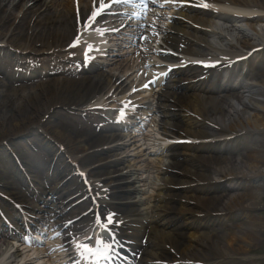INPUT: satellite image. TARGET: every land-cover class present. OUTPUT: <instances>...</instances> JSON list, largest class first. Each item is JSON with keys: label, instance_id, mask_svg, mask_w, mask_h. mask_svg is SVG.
<instances>
[{"label": "bare ground", "instance_id": "6f19581e", "mask_svg": "<svg viewBox=\"0 0 264 264\" xmlns=\"http://www.w3.org/2000/svg\"><path fill=\"white\" fill-rule=\"evenodd\" d=\"M64 1L0 0V38L8 35L4 33L6 29L11 30L10 41H15L21 35L15 26L16 19L11 21V14L5 15L7 6L14 4L16 10H23L21 19L27 22V34L21 38L33 41L41 50L63 45L77 31V27L80 30L85 26L86 19L95 9L94 2L98 8L101 0ZM199 1L218 5L227 3L246 9V14L237 17L249 32L241 29V40H238L237 46L230 42L229 48L222 50L210 41V37L221 35L216 29L214 12L199 5H191L196 0H179L172 6L176 9L177 17L164 28V47L160 46L158 54L167 57L166 53L174 50L186 57L191 56L190 59L195 56L204 58L209 54L202 53L199 48L209 46L224 55L223 63L226 65L217 66L221 72L236 68L239 64L237 58L248 55L253 49L260 53L264 51V28L257 30V23L262 22L259 26L264 25V0ZM58 3L62 9L53 10L52 7ZM75 4L81 7L79 14ZM256 12L258 16L250 15ZM78 16L81 18L80 24L77 23ZM259 65L258 75L264 76V62L260 61ZM101 67L97 64L87 72L67 66H59L51 72L42 69L38 74L44 73L45 77L31 84L28 82L27 88L22 86L24 89H15L9 103L15 107L16 113L7 114L9 106H6V110L0 114V146L3 147L4 141L12 139V136H19L35 127L71 155H76L82 161H90L89 176L99 173L101 186L104 187L100 196H107L111 200L109 206L117 214L137 212L141 216L133 204L127 201L133 183L117 169L120 160L110 162L107 159L109 144L120 139L111 132L114 124L110 126L104 123L106 120L95 119L92 128L99 129L93 132L90 129L79 137L65 128L52 125L47 119V115L57 106L85 107L79 114L88 116L90 111L86 107L100 104L103 98L99 94L105 86L115 85V90H118L122 86L121 82L117 84L119 78L105 74L100 70ZM211 68L189 63L186 67L175 69L173 76L162 75L160 78L165 77L166 84L155 93V105H148V109L152 107L161 116L162 134L183 143L165 150L171 161L160 169L162 183L156 188L151 212L136 222L122 224L134 232H124L120 238L126 247L138 248L137 252L141 254L144 264H194L200 261L212 264L225 257H245L251 250L254 235L259 233L260 222L253 214L260 206L259 189L248 191L243 184L264 178V141H260L255 148L245 146L244 150L228 153L223 152V147L231 146L238 135L249 136L264 131V103L255 97L264 95V89L239 83L238 86L245 90L243 94H249L248 98H245L246 95L233 97L229 89L215 85L209 74ZM35 73L34 70L27 71V78ZM236 75L241 74L235 70L228 74L227 79L232 80ZM3 85L0 80V93L4 92ZM250 141L244 138V142ZM160 148L164 151L163 147L156 150ZM57 172V167L52 170L53 174ZM52 177L50 173L46 179L53 181ZM216 182L227 185L229 193L218 192ZM233 188L240 190L232 191ZM34 192L46 203L49 197L62 199L66 206L76 200L75 191L69 189L65 182L59 186L55 184L48 188H35ZM103 206L102 199L98 200V206L95 205L100 212ZM53 211L58 212L57 206ZM236 212L242 219L240 232H210L195 225L197 220L210 218L215 221ZM85 219L87 217L79 222V228L86 222ZM166 225L172 230L160 229ZM5 236L6 231L0 229V246L7 241Z\"/></svg>", "mask_w": 264, "mask_h": 264}, {"label": "rangeland", "instance_id": "374dc122", "mask_svg": "<svg viewBox=\"0 0 264 264\" xmlns=\"http://www.w3.org/2000/svg\"><path fill=\"white\" fill-rule=\"evenodd\" d=\"M169 2H171V0H167V4L171 6ZM160 3H165V0H157V4H151V3L148 4L146 11L143 7L144 13L142 15L141 13H139L138 19H136V16L133 13L132 16L128 14L118 15L117 19H120L119 23H121V18L125 17L127 18V22L132 21V24L129 25L130 27H128L127 29H123L121 33H119V36L109 37V42H110L109 44L113 48L111 55L115 57L113 58L114 60H110L109 58V61H107V63L105 64H103L102 61L95 62L97 64H103L104 67L103 69H105V72L108 75H113L115 77H118L120 81L123 83L122 87L118 91L114 92L113 93L114 95L111 98H109V100H107L106 99L107 96H105L104 97L105 101L106 100L107 101L101 104L100 108L92 109V111L89 112L88 116H82L78 114L81 113L79 111L77 113H73L70 112V110L68 109L67 110L61 109L59 108V106L55 107L47 115V119L49 118V121L52 125L59 126L62 129L65 128L66 130L73 132L76 136L77 135L81 136L82 134L88 132L90 129L91 131H93L92 124L94 123L95 119L98 118H100V120L103 118L107 119L108 116L113 118L114 113H117V110L122 107V103L127 98V96H130L128 101L132 103L135 102L134 105L136 106H137L136 102L155 103L153 97L149 96L151 92H148L146 94L140 93L139 89L143 81L146 78H148L154 70L160 71V67L162 66L163 63L162 61H160V59H158L154 55L155 51L153 49H145V47L150 48L149 46L153 47L154 49H157V45L162 44V40H161L162 32H159L155 29H158V25L163 26L162 23L164 25H167L169 18L174 14V10L170 9L167 6L163 8L159 7ZM13 5L14 4L7 6V14L5 15L7 16L11 14L10 16L11 21L16 19L15 26L17 28V31L18 30L21 31V35L18 36L16 41L23 42L25 38H21V37L23 35L26 36L27 34V28H26L27 22L24 19H21L23 10L21 9L16 10L13 7ZM55 8L56 7H52L53 10H55ZM218 8L221 11L229 10L224 7H218ZM129 9L132 8L123 9V11L126 12V10ZM111 20L112 17L107 18L108 22H110ZM149 20L153 21L155 24H152ZM142 22L147 23L145 27L147 31L144 30L146 31L144 33V36L140 34L139 42H137V44L135 43V45L132 46V44L130 43V41L132 40H128V39L133 38V34L135 33L134 30L137 29L135 24L136 23L141 24ZM7 30L8 29H6L4 33L6 34V32H9L10 35L11 30L9 31ZM153 34H155L156 37H154ZM228 34L231 36L236 35L239 38L241 37L240 32L233 27L228 29ZM145 37H147V39H144ZM222 41L223 42H221V46L226 47L227 44L225 38H222ZM121 45L122 46L126 45V47H122ZM201 49H204L209 54L214 53V51L210 47L205 46ZM77 53L78 52H76V54ZM259 57L261 58V60L262 59L264 60V53L259 55ZM257 62H260V60ZM252 65L253 64H251V66ZM258 71H259L258 68H254L255 74H257ZM257 79L259 81L260 80L264 81V77L260 75H258ZM245 82L247 84H250L255 81H252L249 78L246 79ZM21 84L26 85L27 81L24 80V83H17V84L12 82V85L14 86L7 85L5 87V89H7L6 92L0 95V114L3 112L4 109L6 110V106H9L8 110H6L7 114L13 115L16 113L15 107L11 103H9V100L11 93L14 91L15 88H20ZM25 87L27 88V86ZM125 89H127V91ZM260 89H264V87H261ZM105 90L106 91L108 90L110 93H112L113 87L108 84L105 87ZM123 90L126 91V95H125V91ZM122 96L124 97L122 98ZM256 98H259L260 100L264 101V95L262 96L258 95L256 96ZM134 105H132V108L134 107ZM133 111L134 109L133 110L130 109L129 112L133 113ZM158 119H159L158 113L153 112L151 116H148V121H146L145 126L139 128L140 130L138 132L134 133L133 130H129L128 132L121 133L123 140L114 142L115 145L120 144L119 147L120 149L118 152L120 156L119 158L121 159V163L118 165V169L119 171L124 172L126 175H128L130 179L133 181V185L135 186V190L137 192L135 193L134 196L135 197L140 196V199H138L137 202L139 203V209L141 211V214L144 216H146L151 210L152 196L154 195V189L156 185L161 183L159 169H161L165 164H167L168 161V159L162 154L151 155L150 149L157 143L158 146H164V147H166L165 144H169V145L171 144L169 138H164V136H161V133L158 130L159 129L157 122ZM33 128L31 129V131L35 130ZM33 133L34 132H29L28 134H26L25 137L32 136L34 135ZM244 138H248L251 141L242 142ZM257 138H261L262 140H264V132H262L261 135L252 134L249 136H241L238 138L237 143H233V146L237 147L238 145L240 146L242 144L245 146L252 145L251 147H255L258 144ZM15 141L18 140L15 139ZM28 151L30 152L31 150ZM32 152L36 154L38 151L33 150ZM24 159L25 161H27V157ZM110 160L114 161V158H110ZM12 165L14 164L8 158L4 157L3 159H1L0 157V183L8 182L7 179L11 181V176H6V173L12 175L11 173L14 171ZM1 178H4V180ZM16 184L17 182H15V185ZM95 184L97 183L95 182ZM69 185L72 186V184L70 183ZM95 186L96 187L94 190H98L99 188L98 184ZM252 187L253 189L260 188L258 192L260 195L261 204L259 207H257L254 210V215H256L259 218L260 228L258 229L259 234L257 233L254 235V239L250 244L251 253L249 254V257H246L247 260H241L240 258H233L232 260L234 261L233 263L231 262V259H225L222 260L220 263H214V264H264V179L262 180L260 179L257 182H253ZM59 202L60 199L56 200L55 202L54 201L50 202L49 205L51 206V208H53V206H55L56 204L59 205L60 204ZM87 205H88V199L85 198L81 200L78 203V205L73 208L63 209L62 206V208L59 209L60 214L62 215V219L67 217L73 218L79 214V218H81L84 215V218L88 217L90 221L91 219L94 220L92 214H89V212H87V207H86ZM106 211H108V209H106ZM88 219L86 220V222L88 221ZM81 221L82 220H80L79 222ZM239 221H240V217L238 215H234L225 222L226 224L225 223L223 224L222 222L214 225L213 221H209L205 224V226H211L210 229L214 228L215 231H222L225 233L231 230L238 231ZM77 225L79 226L80 223H78ZM83 225L84 226H81L79 228V231H84L86 229V226H88V224L86 225L85 222L83 223ZM169 229H171V227H168L166 230ZM11 249L12 248H10L8 244L4 246L2 245L0 247V264H5V263L7 264V260L8 261L15 260L16 264H52V261L54 259L53 254L47 253V248L44 246L42 247L29 246L26 252L23 253L20 252L19 254L16 253L14 254L13 251L15 250L11 251ZM11 253H13L14 256L10 258Z\"/></svg>", "mask_w": 264, "mask_h": 264}, {"label": "snow or ice", "instance_id": "6c2138e0", "mask_svg": "<svg viewBox=\"0 0 264 264\" xmlns=\"http://www.w3.org/2000/svg\"><path fill=\"white\" fill-rule=\"evenodd\" d=\"M129 3H134V0H111L110 3H104V0H101L99 7L96 8L95 2H94L93 7L96 10L91 14L90 18L86 19L85 29L87 30V28L91 27V25L96 22L97 18L102 15H121V14L109 11L110 9H112L113 5L129 4ZM150 3L157 4V0H140V5L144 7L145 11L147 10V5ZM166 6H167V0H165V3L159 4V7L161 8L166 7ZM199 6L203 8L209 7V5L206 3L200 4ZM144 39H147V37H145ZM79 43H80V40H79V37H77L76 42L73 43L71 47H77ZM89 50L91 51V48ZM166 54H170V53H166ZM213 66L214 65H205V67H213ZM103 221H104L103 223H100V218L97 217V222L100 223V226L105 230V232L109 233L111 235V238L115 241V234L110 233V230H109V226L114 223L112 216L104 217ZM57 235H59V233ZM89 239L91 240L92 238L90 237ZM115 243L118 245L119 241H115ZM96 245H97L96 247H91L88 244H76V248L80 251V256L83 259L88 260V259L94 258L93 264H98V262L101 259L111 261L115 258L112 255H110V253L113 251L114 244L105 243L103 239H99L96 241Z\"/></svg>", "mask_w": 264, "mask_h": 264}]
</instances>
